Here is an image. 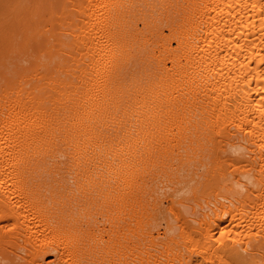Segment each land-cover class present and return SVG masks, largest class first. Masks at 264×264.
<instances>
[{"label": "bare ground", "instance_id": "bare-ground-1", "mask_svg": "<svg viewBox=\"0 0 264 264\" xmlns=\"http://www.w3.org/2000/svg\"><path fill=\"white\" fill-rule=\"evenodd\" d=\"M0 264H264V0H0Z\"/></svg>", "mask_w": 264, "mask_h": 264}]
</instances>
